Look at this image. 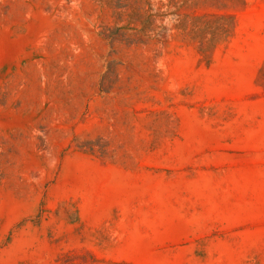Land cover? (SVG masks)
<instances>
[{"label":"rangeland","instance_id":"1","mask_svg":"<svg viewBox=\"0 0 264 264\" xmlns=\"http://www.w3.org/2000/svg\"><path fill=\"white\" fill-rule=\"evenodd\" d=\"M0 264H264V0H0Z\"/></svg>","mask_w":264,"mask_h":264}]
</instances>
